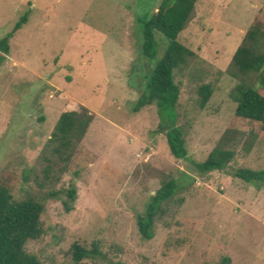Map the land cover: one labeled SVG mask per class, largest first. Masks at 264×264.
I'll use <instances>...</instances> for the list:
<instances>
[{"label": "rangeland", "instance_id": "1", "mask_svg": "<svg viewBox=\"0 0 264 264\" xmlns=\"http://www.w3.org/2000/svg\"><path fill=\"white\" fill-rule=\"evenodd\" d=\"M162 1L0 0V41L29 12L0 64V184L14 200L44 203L43 235L25 248L43 264H74L75 243L99 250L77 264H264V182L235 176L264 170V136L234 122L239 79L229 73L264 0H198L179 35L195 54L175 78L185 159L172 155L156 106L133 110L153 65L138 17ZM157 37L161 58L166 41ZM203 83L214 90L200 110ZM84 108L93 121L65 165L47 145L61 114ZM225 136L236 154L230 166L197 174L193 163ZM170 177L179 189L148 240L138 218Z\"/></svg>", "mask_w": 264, "mask_h": 264}, {"label": "trees", "instance_id": "2", "mask_svg": "<svg viewBox=\"0 0 264 264\" xmlns=\"http://www.w3.org/2000/svg\"><path fill=\"white\" fill-rule=\"evenodd\" d=\"M197 1L163 0L156 13H145L138 17L143 38L142 55L153 65L146 77L145 90L133 110L139 112L148 106L157 107L160 130L166 134L170 151L178 159L187 157V149L184 130L177 125L181 88L175 78L178 72L189 66L190 59L195 56L179 42V35L191 19ZM259 15L237 48L229 69V73L239 79L232 91V97L237 102L234 122L248 123L252 127L253 137L264 136V7ZM28 21L29 12H26L0 41V64L10 51V39ZM158 34L166 41L161 58H158ZM213 90L210 83H203L198 87L200 110L205 109ZM92 121V115L85 108L82 111L62 113L47 145L51 155L65 165L68 164ZM233 130L230 131L232 134L236 132ZM229 141L225 136L204 162L193 163L195 172L204 175L226 170L236 155L235 150L230 148ZM52 159L51 157L47 161L53 162ZM45 172L48 176L49 166ZM235 176L248 183L264 182V170L240 168ZM178 189L177 180L170 177L163 181L162 186L151 197L144 214L138 218L139 231L144 238H153L156 219L163 213L164 206L173 200ZM68 197L71 201L75 200V189L68 191ZM65 206L67 211L71 210L68 202ZM44 210V203L36 197L14 200L10 189L0 184V264H43L36 256L28 254L25 248L29 241L42 237L44 231L41 217ZM71 252L74 264L99 255L96 246L86 249L77 243L72 246Z\"/></svg>", "mask_w": 264, "mask_h": 264}]
</instances>
